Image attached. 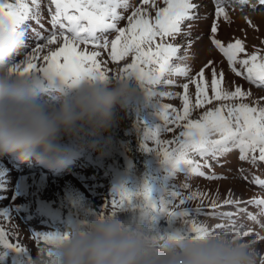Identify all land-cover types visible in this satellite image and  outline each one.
I'll use <instances>...</instances> for the list:
<instances>
[{
  "label": "rangeland",
  "instance_id": "374dc122",
  "mask_svg": "<svg viewBox=\"0 0 264 264\" xmlns=\"http://www.w3.org/2000/svg\"><path fill=\"white\" fill-rule=\"evenodd\" d=\"M26 2L30 3V0ZM194 2L198 5L196 18L186 21L182 25L183 33L170 41L179 45L181 56L187 51L186 60L174 63L187 66L188 76L166 75L164 79H171L173 84L162 82L153 86V91L157 93L171 92L179 95L155 96L142 87L129 101L126 109L118 114L117 123L106 134L92 135L85 132L74 138L66 137L59 144L60 155L57 157L45 156L39 151L27 160H20L12 154L0 157V211L11 214V218L7 220L0 217V226L10 233L9 239L12 243H19L32 257L41 249L51 247L38 239L35 233L63 234L98 211L111 212L110 202L115 189L123 186L130 191H136L147 185L151 189L153 205L162 206L173 190L180 191L181 198L191 192L204 193L203 198L187 201L180 206V209L192 210L186 219L204 224L214 232L227 231L233 234L239 231L244 241H255V244H251L257 251L258 264L264 259V215L260 214V206L248 203L252 199H264V184L254 182V178L264 180V162L258 161L253 165L249 161H241L239 149L233 148L216 159L195 157L201 165H210L201 168L204 176L189 172L171 173L162 157L152 150L151 147L155 146L153 142L145 137L147 130L163 126L160 105L169 104L182 110L180 96L183 95V84H189V95L195 104L196 86L190 81L193 78L198 79L201 69L209 83V95L214 68L217 74L224 73L225 88L232 91L240 86L251 93L243 102L251 106L259 103V106L264 107V87H258L243 77L236 76L223 54L211 43V27L215 23L218 29L215 38L225 45L240 39L248 54L259 51L264 55V5H260L258 0H249L247 5H241L238 0ZM218 3L228 13V20L223 16L216 17ZM130 4L131 8L119 10L125 18L118 22V27L127 26V16L131 15L132 8L141 6V0H130ZM157 4L164 6L162 0H157ZM54 10L51 0H40L37 17L23 26L26 45L16 57L17 64L23 67L26 57L33 54L36 46L46 44V38L54 30L51 25ZM150 11L154 15L155 10ZM116 34L115 31H109L102 38L111 41ZM40 37L45 39L41 40ZM55 47L56 45H47L39 55L42 57ZM81 48L84 46L81 45ZM88 50L100 51L98 59L102 69L110 76L131 63V57L113 62L108 54L110 47L104 50L89 45ZM241 58H245L243 53ZM34 62L37 63V68L27 72V75L36 86L42 102L55 104L59 97L73 93L79 86L72 85L59 75L45 72L40 67L44 64L42 59ZM239 67L237 65L238 69ZM125 79L132 86L140 85L134 76ZM84 82L87 79L79 83ZM207 107L210 106L206 105L205 109L194 108L191 118H199ZM168 127L173 131H162V140H173L181 130L171 124ZM96 145L100 146L99 149ZM33 157L36 160H32ZM39 157L44 159L43 164L37 160ZM55 159H61L63 166L50 168L49 162ZM208 176L219 178L208 179ZM185 184L188 185L187 188L183 187ZM229 198L240 203L225 205L224 200ZM106 201L108 206L104 207ZM213 201L217 205L215 208L212 207ZM175 204H179V198ZM198 207L201 211L196 213L195 209ZM226 213L232 215H224ZM250 215H255L256 219H250ZM218 224L223 227L217 228ZM157 225L166 228V220L155 217L153 227L156 228ZM186 226L183 220L175 223L177 228ZM245 231H249L247 237L243 236ZM28 253H14L0 247V264H25Z\"/></svg>",
  "mask_w": 264,
  "mask_h": 264
},
{
  "label": "snow or ice",
  "instance_id": "6c2138e0",
  "mask_svg": "<svg viewBox=\"0 0 264 264\" xmlns=\"http://www.w3.org/2000/svg\"><path fill=\"white\" fill-rule=\"evenodd\" d=\"M162 2L164 6H159L157 0H141V6L132 8L131 15L127 16V26L118 27V22L125 18L119 10L131 8L130 0H51V4L55 6L51 16V25L54 30L46 38V44H38L33 54L26 57L23 67L16 64L13 70L21 74L27 73L37 68L38 65L34 60L42 59L44 64L40 67L45 72L59 75L72 85L85 79L104 80L110 75L102 69L101 61L98 59L101 53L89 51L88 46L104 50L110 47L108 54L113 62L131 57V63L119 69L114 77L125 79L134 76L142 87L155 96L179 95L171 92L157 93L153 91V86L162 82L173 84L171 79H164L166 75L188 76L187 66L174 63V61L186 60L187 51L181 56L179 45L170 41L183 33L182 25L186 21L196 18L195 11L198 5L194 0H162ZM239 3L247 5L249 0H239ZM258 3L264 5V0H258ZM39 9L40 0H30V3L26 0H14V2L0 0V16L6 15L14 26L22 28L27 21L37 17ZM150 9L155 10L154 15ZM215 15L223 16L225 20L229 19L225 8L219 3L215 9ZM37 23H39L38 20ZM217 30V25L214 23L211 27L213 34L211 43L226 58L231 71L258 87H264V55L259 51L248 54L244 42L240 39L225 45L215 38ZM109 31L117 33L111 41L102 38L103 34ZM40 39L45 38L40 37ZM47 45H56V47L41 57L39 53ZM81 45L84 48H81ZM242 53L245 58H241ZM237 65L240 66L239 69ZM190 83L196 86L195 104L192 103L189 95V84H183V95L180 96L182 110L169 104L160 105L163 126L145 132L146 139L155 145L151 147L152 150L162 157L169 172H189L204 176L205 173L201 171V168L210 167V165L207 163L201 165L195 157L216 159L233 148L239 149L241 161H249L253 165L258 161L264 162V107L259 106V103L251 106L243 102L251 93L244 91L240 86H236L232 91L225 88L224 73L217 74L214 68L210 83L211 95H209V83L205 79L203 69L198 73V79L193 78ZM206 105L210 107H207L199 118H191L194 108L205 109ZM170 124L181 129L179 135L173 140H162L160 138L162 131H173L168 127ZM145 147L147 148L148 145ZM207 178L218 179L219 177L208 176ZM254 182L264 184V180L259 178H254ZM183 187L187 188L188 185L185 184ZM203 196L204 193L191 192L181 198V192L173 190L161 206L152 204L151 189L147 185L136 191H130L121 186L112 194L111 213L115 216L121 212L147 209L151 213L152 222L158 216L166 220V228H160L159 225L156 227L164 235L176 238L202 237L209 234V228L204 224H198L195 220L186 219L192 210L180 209V206ZM178 198L177 205L175 201ZM223 203L233 205L239 204L240 201L229 198ZM248 203L260 206V214L264 215V199H252ZM107 206L106 201L104 207ZM212 207H217L215 201L212 202ZM200 211L199 207L195 209L196 213ZM103 213L104 211L101 210L95 215ZM0 217L7 220L11 218V214L0 211ZM249 218L255 220L256 216L250 215ZM177 220H183L187 226L175 227ZM216 227L222 228L223 225L218 224ZM35 235L45 244L53 246L66 234L37 232ZM232 235L236 239H242L239 231ZM248 235L249 231L243 233L244 237ZM9 236L10 233L0 226V247L14 253H28V250L19 243H12ZM251 243L255 244V241ZM50 255L51 252H49ZM31 258L32 256L28 253L26 259Z\"/></svg>",
  "mask_w": 264,
  "mask_h": 264
},
{
  "label": "clouds",
  "instance_id": "9594fccd",
  "mask_svg": "<svg viewBox=\"0 0 264 264\" xmlns=\"http://www.w3.org/2000/svg\"><path fill=\"white\" fill-rule=\"evenodd\" d=\"M25 45L23 28L0 16V157H57L66 137L106 134L142 88L114 76L87 79L55 104L42 102L27 73L13 70ZM65 234L25 264H258L250 242L227 231L170 237L153 227L147 209L89 216Z\"/></svg>",
  "mask_w": 264,
  "mask_h": 264
},
{
  "label": "bare ground",
  "instance_id": "6f19581e",
  "mask_svg": "<svg viewBox=\"0 0 264 264\" xmlns=\"http://www.w3.org/2000/svg\"><path fill=\"white\" fill-rule=\"evenodd\" d=\"M239 1V0H238ZM32 160H36V157H33V159ZM37 160H40L41 162H42V164H43V161H44V159L43 158H38ZM63 161L61 160V159H55V160H52L51 162H49V167L50 168H58V167H60V165H61V163H62Z\"/></svg>",
  "mask_w": 264,
  "mask_h": 264
}]
</instances>
